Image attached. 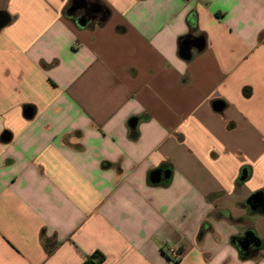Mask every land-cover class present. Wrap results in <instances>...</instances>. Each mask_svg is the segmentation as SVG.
I'll list each match as a JSON object with an SVG mask.
<instances>
[{"label":"crops","instance_id":"1","mask_svg":"<svg viewBox=\"0 0 264 264\" xmlns=\"http://www.w3.org/2000/svg\"><path fill=\"white\" fill-rule=\"evenodd\" d=\"M76 1L106 18L69 15ZM0 11V264H264L246 205L264 194V0ZM158 168L171 177L153 185ZM248 231L261 247L242 254Z\"/></svg>","mask_w":264,"mask_h":264},{"label":"water","instance_id":"2","mask_svg":"<svg viewBox=\"0 0 264 264\" xmlns=\"http://www.w3.org/2000/svg\"><path fill=\"white\" fill-rule=\"evenodd\" d=\"M10 23V16L4 12L0 11V30L3 29ZM83 24V23H82ZM191 45L195 47L197 50H202L204 47V42L201 39H197L196 41L189 42L185 41L181 47L180 55L183 59L189 60L191 57ZM224 105L220 101H216L213 103L212 108L216 112H220L223 109ZM27 115H31L28 111ZM136 124V120L133 119L130 121V126L134 127ZM2 139L4 141L9 140V136L4 134ZM248 176V171L245 169L242 171V175L240 180H245ZM171 177V171L169 169L158 168L150 172L149 181L151 184L156 185L161 182H168ZM246 205L253 212L264 213V194L262 192L254 193L247 201ZM238 248L242 252V254H247L251 249L257 250L261 247L260 239L252 232L248 231L244 237L237 241Z\"/></svg>","mask_w":264,"mask_h":264},{"label":"flooded vegetation","instance_id":"3","mask_svg":"<svg viewBox=\"0 0 264 264\" xmlns=\"http://www.w3.org/2000/svg\"><path fill=\"white\" fill-rule=\"evenodd\" d=\"M68 14L89 23L105 19L107 11L96 3L76 1L69 7Z\"/></svg>","mask_w":264,"mask_h":264},{"label":"built area","instance_id":"4","mask_svg":"<svg viewBox=\"0 0 264 264\" xmlns=\"http://www.w3.org/2000/svg\"><path fill=\"white\" fill-rule=\"evenodd\" d=\"M167 255L174 262H178L181 258L180 248L172 246L167 248Z\"/></svg>","mask_w":264,"mask_h":264},{"label":"trees","instance_id":"5","mask_svg":"<svg viewBox=\"0 0 264 264\" xmlns=\"http://www.w3.org/2000/svg\"><path fill=\"white\" fill-rule=\"evenodd\" d=\"M104 257L100 253H94L91 256L86 257L83 264H101Z\"/></svg>","mask_w":264,"mask_h":264},{"label":"clouds","instance_id":"6","mask_svg":"<svg viewBox=\"0 0 264 264\" xmlns=\"http://www.w3.org/2000/svg\"><path fill=\"white\" fill-rule=\"evenodd\" d=\"M218 259H222V257H219V258H214V260H213V264H217V262H218Z\"/></svg>","mask_w":264,"mask_h":264}]
</instances>
